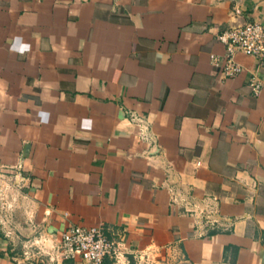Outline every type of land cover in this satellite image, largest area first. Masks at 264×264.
<instances>
[{
    "label": "crops",
    "instance_id": "crops-1",
    "mask_svg": "<svg viewBox=\"0 0 264 264\" xmlns=\"http://www.w3.org/2000/svg\"><path fill=\"white\" fill-rule=\"evenodd\" d=\"M245 22L264 0H0V264H85L71 226L103 264H264V58L211 62Z\"/></svg>",
    "mask_w": 264,
    "mask_h": 264
},
{
    "label": "built area",
    "instance_id": "built-area-1",
    "mask_svg": "<svg viewBox=\"0 0 264 264\" xmlns=\"http://www.w3.org/2000/svg\"><path fill=\"white\" fill-rule=\"evenodd\" d=\"M216 39L224 46L225 55L222 61L213 58L211 62L227 78L237 77L243 73V68L235 61L237 53L264 58V26L258 22H245L241 26L223 30ZM249 86L253 94L257 95L262 84L252 76ZM130 120L137 128L139 136L143 138L147 132L146 122L138 117H132ZM12 186L11 182L6 181V173L0 170V200H3L4 193ZM43 241V238H39L36 244ZM41 246L43 248V244ZM54 250L60 261L81 260L85 264H103L106 258H113L119 263L121 255L117 245L109 241L98 227L66 228L60 234V240ZM25 255L28 253L25 252Z\"/></svg>",
    "mask_w": 264,
    "mask_h": 264
},
{
    "label": "water",
    "instance_id": "water-1",
    "mask_svg": "<svg viewBox=\"0 0 264 264\" xmlns=\"http://www.w3.org/2000/svg\"><path fill=\"white\" fill-rule=\"evenodd\" d=\"M24 235H25V234H24ZM30 235H31V234H28V235L26 234L25 236H26V237H29Z\"/></svg>",
    "mask_w": 264,
    "mask_h": 264
},
{
    "label": "clouds",
    "instance_id": "clouds-1",
    "mask_svg": "<svg viewBox=\"0 0 264 264\" xmlns=\"http://www.w3.org/2000/svg\"><path fill=\"white\" fill-rule=\"evenodd\" d=\"M27 46L25 45V46H23V48H26ZM23 48H22V50H23Z\"/></svg>",
    "mask_w": 264,
    "mask_h": 264
}]
</instances>
